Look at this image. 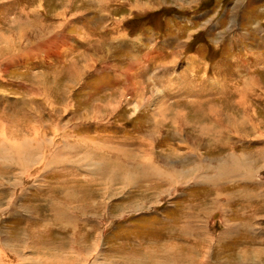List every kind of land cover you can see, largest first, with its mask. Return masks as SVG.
Wrapping results in <instances>:
<instances>
[{
  "label": "rangeland",
  "instance_id": "rangeland-1",
  "mask_svg": "<svg viewBox=\"0 0 264 264\" xmlns=\"http://www.w3.org/2000/svg\"><path fill=\"white\" fill-rule=\"evenodd\" d=\"M0 52V137L39 131L0 158V264H264V0H0Z\"/></svg>",
  "mask_w": 264,
  "mask_h": 264
},
{
  "label": "bare ground",
  "instance_id": "bare-ground-1",
  "mask_svg": "<svg viewBox=\"0 0 264 264\" xmlns=\"http://www.w3.org/2000/svg\"><path fill=\"white\" fill-rule=\"evenodd\" d=\"M100 1V0H99ZM105 1H107V0H105ZM157 2L159 3V0H157ZM102 3V2H101ZM104 3V2H103ZM99 5V4H98ZM107 5V4H106ZM63 8V7H62ZM64 9V8H63ZM38 16V15H37ZM100 18V17H99ZM62 21V20H61ZM50 26V25H49ZM67 27V26H66ZM46 28V27H45ZM56 28H57V26H56ZM58 29V28H57ZM24 30V29H23ZM42 30V29H41ZM56 32V31H55ZM63 32V31H62ZM48 35V34H47ZM51 35V34H50ZM56 35V34H55ZM15 36V35H14ZM25 36V35H24ZM59 38V37H58ZM52 39H55L56 40V37H54L53 36V38ZM51 38H49V41L48 42H50L51 40H52ZM84 39V38H83ZM56 41H58V40H56ZM85 41V40H84ZM47 42V41H46ZM59 42H61V43H63L64 42V37L63 38H61V40L59 41ZM81 42H82V40H81ZM87 43V42H86ZM46 44L47 43H41V44H39V46H40V49H44V48H46ZM64 44L65 45H67L68 44V42H64ZM45 45V46H44ZM44 46V48H41V47H43ZM37 47V46H36ZM48 48V47H47ZM46 48V49H47ZM46 49H44V50H46ZM66 49V48H65ZM31 50V49H30ZM35 50V49H34ZM38 50V49H37ZM37 50H36V52H37ZM105 50V49H104ZM39 52V51H38ZM46 52H47V56L48 57H63V55H62V53H61V50L56 46V47H50L48 50H46ZM35 52H33L32 50L31 51H29V53L28 54H26L25 56H22L23 57V59L26 57V56H28L29 58H30V56L31 55H33ZM0 54H1V52H0ZM37 54V53H36ZM95 55V54H94ZM35 58V57H34ZM33 58V59H34ZM15 59H17V60H15V62L16 63H18V65H21V63H23L22 62V60L23 59H18V57H16ZM26 59V58H25ZM33 59H31V60H33ZM12 60V59H11ZM34 61V60H33ZM27 62V61H26ZM29 63H31V62H29ZM23 64H25V63H23ZM87 65V64H86ZM82 66V65H81ZM73 69V68H72ZM74 71L76 72V69H74ZM228 94V93H227ZM242 98V97H241ZM244 98V97H243ZM240 99V98H239ZM245 99V98H244ZM243 100V99H242ZM237 101H239V100H237ZM241 101V100H240ZM235 106V108L236 107H240V105L238 104V105H234ZM245 106V105H244ZM229 108H230V106H228ZM228 108V109H229ZM232 109H234L233 107H231ZM230 108V109H231ZM245 108H247L246 106H245ZM242 109V108H241ZM240 109V110H241ZM245 111V110H244ZM253 111V110H252ZM21 113V112H20ZM35 113V112H34ZM231 114V113H230ZM245 114V113H244ZM176 115V114H175ZM184 115V114H183ZM182 115V116H183ZM2 116H4V115H2ZM1 116V117H2ZM181 116V115H180ZM185 116V115H184ZM15 117V118H14ZM20 117V115H11V116H9V117H5L6 118V120H2L3 122H5V124L7 125V126H13L15 129L13 130L14 132V134H12L10 131H9V138L7 139V138H5L2 134V136L0 137V142H6L7 143V146L6 147H4L3 146V144H2V146L0 145V158L1 159H3L2 161H5V162H10V161H13L14 162V165L15 166H17V168L18 169H20L21 168V170L23 169V168H25V167H28L29 166V164L33 161V159H34V154H32V153H34V152H36V150H37V148L38 147H36V146H33V147H30L31 145L29 144V141L28 140H25V136H24V132L25 133H27L28 135H32V134H38V130L36 129V123L38 124V120L36 121V123H29V122H27L26 121V118H27V115H22V117L21 118H19ZM33 117H35L34 115H33ZM175 117V116H174ZM234 120V119H233ZM34 121H35V119H34ZM33 121V122H34ZM235 121V120H234ZM32 122V121H31ZM163 122V121H162ZM216 122L217 123H219V120L218 119H216ZM238 123H239V121H238ZM40 125V124H39ZM233 125H234V123H233ZM239 125V124H238ZM240 125H244V124H240ZM16 126L18 127L17 128V130H16ZM233 127H236V126H233ZM238 128V127H237ZM239 128H244V126H240ZM233 129H235V128H233ZM237 130V129H236ZM239 130V129H238ZM237 130V131H238ZM242 130V129H241ZM233 131V130H232ZM237 131H235L236 133H238ZM231 132V131H230ZM234 133V132H233ZM140 134H142V133H140ZM41 136H42V134H41ZM136 136H138V135H136ZM142 137V136H141ZM34 139H36V138H34ZM139 139H140V136H139ZM5 143V144H6ZM47 145V144H46ZM127 145H130V143H128ZM49 147V146H48ZM130 147V146H129ZM41 148V147H40ZM32 149V150H31ZM42 150V149H41ZM51 151V150H50ZM28 152H30V154L28 155ZM129 153V152H128ZM133 153H135V152H133ZM144 153V152H143ZM51 154H53L52 152H51ZM130 155V154H129ZM134 157H135V155H133ZM47 157V156H46ZM57 157H58V155H57V153H56V155L53 157V159H52V164L54 165V166H57V165H62V167H63V169H65L66 167H67V162H69V160L68 161H59V160H57ZM139 158V157H138ZM66 159V158H65ZM139 161V160H138ZM245 163V162H244ZM152 166H153V164H152ZM139 168V171H145L146 170V167H143V166H139L138 167ZM148 168V167H147ZM151 168V167H150ZM155 168V167H154ZM158 170V169H157ZM154 171V170H153ZM153 171H152V173H153ZM179 171V170H178ZM181 171V170H180ZM155 172V171H154ZM160 172H161V170H160ZM156 173V172H155ZM154 173V174H155ZM180 173V172H179ZM140 174H142V172L140 173ZM164 174V173H163ZM167 173L165 172V175H166ZM169 174V173H168ZM178 174V173H177ZM183 174H185V173H182V175H180V176H184L183 178H185V175H183ZM126 178V177H125ZM161 180V179H160ZM219 180H220V178H219ZM60 182V181H59ZM61 182H63L65 185L67 184V183H72L73 185H76L75 184V181L74 180H68V178H61ZM84 183V182H83ZM60 184H62V183H60ZM85 184H87L88 185V183L87 182H85ZM92 184V183H91ZM96 185H101L100 183H98V182H96ZM62 186H64V185H62ZM89 186V185H88ZM87 186V187H88ZM98 186V187H99ZM59 188V187H58ZM71 189V188H70ZM74 190H78V187L77 188H73V189H71V191H69V192H67V193H65V194H63V195H61V196H58L57 195V191H56V189H54V192H53V194H51L50 195V197L51 198H53V200L52 201H50V202H48V210H47V212H48V215L51 217V221H53V222H56V223H58V224H62V225H64V223H66V221H67V218H68V221H69V225L70 226H72V229L75 227V225H74V223H75V220L70 216L71 215V213L72 212H70L71 210H70V208H71V206L72 205H74V203H77L78 202V200H79V198H80V195H77V194H75V192H74ZM80 201H81V198H80V200H79V202L78 203H80ZM77 205V204H76ZM81 211V210H80ZM188 211V210H187ZM186 220V219H185ZM187 222V221H186ZM186 222H185V224H186ZM188 224V223H187ZM184 226V225H183ZM190 226V225H189ZM185 227V226H184ZM186 227H187V225H186ZM190 227H192V226H190ZM194 227V226H193ZM193 227L191 228V229H193ZM71 228V227H70ZM187 229H190V228H187ZM185 232V230H182V228H181V232ZM191 231V230H190ZM199 231V230H198ZM190 234V233H189ZM193 236H194V232H193ZM192 236V237H193ZM197 236V235H196ZM202 237H204V236H202ZM201 237V238H202ZM209 237V236H208ZM195 240V239H194ZM197 240H199V239H197ZM91 256V255H90ZM93 263H95V262H93Z\"/></svg>",
  "mask_w": 264,
  "mask_h": 264
}]
</instances>
